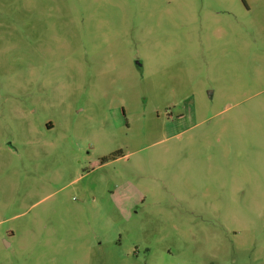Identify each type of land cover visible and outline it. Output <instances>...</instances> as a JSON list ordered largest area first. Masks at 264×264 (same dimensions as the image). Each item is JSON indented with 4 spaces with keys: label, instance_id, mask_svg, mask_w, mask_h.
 <instances>
[{
    "label": "rangeland",
    "instance_id": "1",
    "mask_svg": "<svg viewBox=\"0 0 264 264\" xmlns=\"http://www.w3.org/2000/svg\"><path fill=\"white\" fill-rule=\"evenodd\" d=\"M0 264H264V0H0Z\"/></svg>",
    "mask_w": 264,
    "mask_h": 264
}]
</instances>
